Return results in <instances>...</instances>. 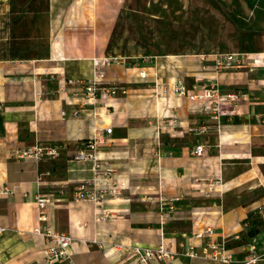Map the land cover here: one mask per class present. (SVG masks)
<instances>
[{
	"label": "crops",
	"instance_id": "1",
	"mask_svg": "<svg viewBox=\"0 0 264 264\" xmlns=\"http://www.w3.org/2000/svg\"><path fill=\"white\" fill-rule=\"evenodd\" d=\"M121 1L47 0L51 39L26 37L23 21L15 25L14 36H5L8 49L0 55V184L12 187V193L0 195V264H47L44 239L33 229L38 225L34 195L51 193L48 188L55 189L50 223L75 239L74 264H143L127 259L114 244L156 245L162 240L176 253L149 264H253L246 263L252 239L255 252L262 255L254 264H264V70L214 74L201 66L209 65L215 52L130 57L125 67H110L118 96L107 104L82 106L81 85L67 81L90 76V59L106 55ZM11 13V0H0V16ZM60 60V71L51 73ZM139 69L146 70L145 78L138 76ZM176 78L191 93L215 82L222 93L241 94L236 103H220L219 131L198 109L201 100L174 94ZM154 81L165 86V93L158 87L156 94ZM93 107L100 114L95 118ZM72 109L79 110L78 116L71 115ZM173 114L179 127L172 125ZM107 126L112 127L109 142L99 145V152L127 187L104 204L116 218L94 222L92 204L72 200L75 184L91 176V165L72 155L86 139L105 135ZM197 144L206 145L203 155L193 153ZM31 145L57 149L52 169L40 168L48 158L15 155ZM211 183L214 191L204 196ZM170 205L175 210L166 208ZM253 221L255 231L249 234ZM205 225L225 237L235 260L222 263L183 254L189 240L200 251L203 239L193 235Z\"/></svg>",
	"mask_w": 264,
	"mask_h": 264
},
{
	"label": "built area",
	"instance_id": "2",
	"mask_svg": "<svg viewBox=\"0 0 264 264\" xmlns=\"http://www.w3.org/2000/svg\"><path fill=\"white\" fill-rule=\"evenodd\" d=\"M130 59L131 58L128 56L102 55L92 57L90 59L92 62V72L90 73V76L76 80L77 84L81 85L83 89L82 96L80 97L81 105H95L97 99L103 101L106 100L108 102L118 96L120 88L116 85L115 75H110V67L118 64L125 67L126 64L130 62ZM210 62L209 65H202L201 67L212 71L214 74L227 69L239 68H245L248 72H253L257 69L264 70V51L216 52L211 54ZM154 75H156V72H154ZM138 76L140 78H145L147 76L146 70L139 69ZM154 84L156 94H159L158 87L161 89V93H165V86H161L158 81H154ZM61 88V90L64 91L65 87ZM172 90L177 96H184L192 101L201 100L202 103H200L198 109L207 113V115L215 121L217 131H219L220 103L225 99L237 102L241 98L240 93H222L219 89V85L215 82L202 86L198 92L191 93L186 89L183 81L180 78H176L173 81ZM61 114L62 116H65V110H63ZM78 114V109L71 110V115L73 117L78 116ZM90 114L92 118L100 115L95 111L94 107L90 111ZM171 121L173 126H180L176 114L171 116ZM260 122L262 127H264V115H262ZM204 127L205 125L201 126L200 131H202ZM111 132V126L105 127V135H94L91 138L86 139L81 147L72 155L74 160L89 162L91 165V176L77 182L72 192V200L75 202H90L92 204L94 222H107L116 218V213L105 207L104 204L106 201L117 199L125 187H127L125 178L99 152V145L107 144L109 142V135ZM262 134H264V128H262ZM205 151V144H197L193 148V153L195 155H203ZM14 153L18 157L30 158L34 161H39L46 157L54 158L58 155V151L55 147H46L42 145L27 146L22 149H17ZM37 182H41L40 177L37 178ZM206 189L207 190L204 193L208 195L214 189L212 183L209 184ZM11 193L12 187L0 184V195H8ZM34 201L38 208V225L34 227L33 232L41 235L44 239V246L42 249L44 261L47 264H74L71 258V244L75 239L67 233L56 230L50 223V207L55 201L53 194L36 193L34 195ZM169 208L172 209L173 206L170 205ZM163 217L164 215L162 213L160 217L162 222ZM3 230L4 228L0 227V232ZM194 237L203 239L204 245L201 246V250L199 251L196 249V245L189 240L184 245V255L191 258H207L222 263H230L235 260L234 253L228 247L225 237H218L212 226L207 225L202 231L197 232ZM114 248L124 253L127 259L143 264H149L153 259L162 260L173 257L172 250L164 244L163 240L156 245H142L137 242L129 244L116 243L114 244ZM247 248L252 254L247 257L246 263L254 264L261 259L262 255L255 252V240L252 239L247 244Z\"/></svg>",
	"mask_w": 264,
	"mask_h": 264
},
{
	"label": "rangeland",
	"instance_id": "3",
	"mask_svg": "<svg viewBox=\"0 0 264 264\" xmlns=\"http://www.w3.org/2000/svg\"><path fill=\"white\" fill-rule=\"evenodd\" d=\"M11 3V16H0V55L8 49L5 36H14V27L21 21L27 25L26 37L51 39L47 0H11ZM252 51H264V0H122L110 31L106 56L142 58L175 53ZM57 62L51 73L60 71L62 60ZM89 65L92 72L91 61ZM69 79V84L77 85V79ZM100 102L101 105L108 103L97 99L96 104ZM46 158L40 167L42 170L54 167L52 158ZM48 189L55 192L54 188ZM171 206L172 209L166 208L175 210ZM163 210L161 207L160 211Z\"/></svg>",
	"mask_w": 264,
	"mask_h": 264
},
{
	"label": "trees",
	"instance_id": "4",
	"mask_svg": "<svg viewBox=\"0 0 264 264\" xmlns=\"http://www.w3.org/2000/svg\"><path fill=\"white\" fill-rule=\"evenodd\" d=\"M248 219V218H247ZM258 222V221H257ZM255 224V225H254ZM251 226H252V228H251V230L248 232L249 234H252V233H254V231H255V226H256V221L254 222H251Z\"/></svg>",
	"mask_w": 264,
	"mask_h": 264
}]
</instances>
